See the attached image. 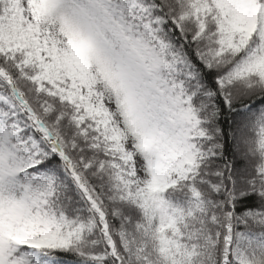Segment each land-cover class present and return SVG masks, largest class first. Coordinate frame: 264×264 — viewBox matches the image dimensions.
<instances>
[{
	"label": "snow or ice",
	"instance_id": "snow-or-ice-1",
	"mask_svg": "<svg viewBox=\"0 0 264 264\" xmlns=\"http://www.w3.org/2000/svg\"><path fill=\"white\" fill-rule=\"evenodd\" d=\"M0 264H264V0H0Z\"/></svg>",
	"mask_w": 264,
	"mask_h": 264
}]
</instances>
